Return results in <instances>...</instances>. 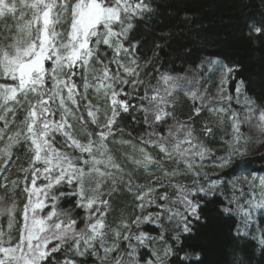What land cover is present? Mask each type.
Listing matches in <instances>:
<instances>
[{"label":"snow or ice","instance_id":"snow-or-ice-1","mask_svg":"<svg viewBox=\"0 0 264 264\" xmlns=\"http://www.w3.org/2000/svg\"><path fill=\"white\" fill-rule=\"evenodd\" d=\"M165 7L157 0H0V155L7 158L0 164V189H6L0 219L7 223L6 230L0 226V264H88L90 257L96 264H208L205 246L187 241L209 226L207 204L217 197L219 180L199 170L208 150L193 129L167 127L168 105L183 78L161 71L169 58L191 56L197 39L185 35L186 23H170ZM246 29L253 45H264V22L249 21ZM217 63L208 61L207 70ZM221 67L223 88L237 68ZM246 87L243 79L236 83L237 103ZM190 95L198 98L196 91ZM245 108L243 117L231 114L233 144L213 156L221 168L246 151L241 123L255 118L264 131V99L246 98ZM138 119L150 130L138 135L143 147L135 157L119 148L131 145L135 129L125 130ZM203 132L210 136L213 128ZM20 152L27 156V166L18 169L22 179L9 180ZM153 172L161 175L136 183L141 173ZM121 188L134 196L139 214L113 227L110 198ZM238 191L243 198L244 189ZM17 192L25 202L14 240ZM68 196L71 207L62 203ZM240 207L229 200L217 211L232 215ZM254 212L264 213V177L254 180L243 227L223 244L217 264H253L255 250L240 241L251 237ZM148 224L156 235L143 227ZM251 239L264 255V229Z\"/></svg>","mask_w":264,"mask_h":264},{"label":"trees","instance_id":"trees-1","mask_svg":"<svg viewBox=\"0 0 264 264\" xmlns=\"http://www.w3.org/2000/svg\"><path fill=\"white\" fill-rule=\"evenodd\" d=\"M157 3L164 4L166 7L161 9L168 15L169 22L175 21L179 27H183L186 23L187 27H183L186 36L191 35L197 39V43L190 45L192 55L185 59H175V56L169 58L166 68L161 69L162 72L169 71L174 76L181 77L183 74L189 76L192 74H200L207 70V62L215 60L218 63L212 66V70L217 71L222 79L225 77L224 66H236L237 71L233 73L234 79L227 81L228 92L234 97L230 101V107H239V103L249 98L254 101L264 99V45H253L246 37V23L249 21L264 22V0H157ZM179 15V19L177 16ZM186 17V20H185ZM61 30V29H60ZM62 31V30H61ZM174 61V62H173ZM204 62L203 69H199L200 64ZM210 75V74H208ZM216 75V76H217ZM213 76L203 77L192 83L193 87L188 88L181 79L178 89L173 90L174 99L168 105V111L171 117L168 119L167 127L172 128L175 132L178 125L191 127L193 135L196 136L203 146L208 150L205 161L198 165L202 173H206L207 177L213 181L219 180L215 191L217 197L207 204V213L212 217L207 228H201L198 233L194 232L191 239L187 243L193 245H204L206 259L208 264H217L221 258V248L224 243L228 242L231 233L237 226L243 227V215L240 208L244 207V203L248 200V194L254 184V180L264 177V132L259 128H254V120L249 125V135L243 136L240 144L244 146L246 151L242 156L234 158L231 164L221 168L213 162V156L219 157L228 151L229 145L233 144L236 133L231 128L232 121L229 116L220 117L215 114V110L211 109L214 105L207 101L206 93L203 88H197L199 82H208ZM245 80L246 88H242L239 97V103L235 98L234 88L239 80ZM219 79L217 78V81ZM197 91V97L190 95L191 91ZM196 91V90H195ZM89 98L93 103H97L95 93L90 90ZM136 103V101H133ZM234 107L230 109L231 114ZM196 108H200L199 114ZM134 115L140 116L137 112ZM220 120V121H219ZM151 122V115H149ZM257 124V120H255ZM212 127L213 133L205 136L203 129ZM242 127V126H241ZM133 128L135 129L134 131ZM247 129V128H243ZM150 130L146 125H142L138 119L135 124L127 123L126 132L132 131L131 145L119 148V151L126 152L135 157L139 156V148L143 145L138 141V135H143L144 131ZM183 138V131L179 133ZM4 147L0 142V149ZM152 151L151 147L148 149ZM155 154V153H153ZM18 158L8 168L7 175L9 180L22 179V175L18 173L21 165L27 166V156L23 153H17ZM6 157L0 155V164L6 161ZM171 167V165H169ZM148 175V176H147ZM150 175V176H149ZM161 175L159 172L141 173L136 179L137 184H147L152 180L153 176ZM241 176L252 177L249 184L242 186L243 180ZM173 182H176L174 179ZM181 183H190V180H180ZM244 189L243 198L239 193V187ZM11 187V185H9ZM237 187V188H236ZM72 189L69 188V191ZM6 189H0V195H3ZM104 191H107L105 186ZM169 194L174 198V189H168ZM154 193V195H157ZM259 197H257L258 199ZM74 197L68 196L62 201L65 207H71L70 201ZM229 200L240 204L239 209H234L232 215L219 213L218 206L223 207ZM222 201L224 203H222ZM17 202V223L12 229L13 239L15 240L20 227V209L23 207L25 197L22 192L16 194ZM111 208L108 211L107 220L115 222L116 227L120 222L126 221L131 223L132 219L139 214V210L135 207L136 201L134 196L129 194L124 188L113 193L110 198ZM154 211V208H150ZM74 212H79L73 209ZM82 215V213H80ZM250 221L253 223L251 229V237L258 236L260 231L264 229V213L254 212ZM0 226L7 229L6 218L0 219ZM152 235L157 234L156 227L148 224L144 225ZM251 237L240 241L241 246L247 245L248 250H255L253 256V264H264V255H261L260 249L252 243ZM88 264H96L95 257L87 258Z\"/></svg>","mask_w":264,"mask_h":264},{"label":"rangeland","instance_id":"rangeland-1","mask_svg":"<svg viewBox=\"0 0 264 264\" xmlns=\"http://www.w3.org/2000/svg\"><path fill=\"white\" fill-rule=\"evenodd\" d=\"M203 64H204V62H202L200 64L199 69H203ZM208 72L209 71L204 70L203 72H201L202 75L200 74V76H199V74H196V73L195 74H192V75H189V76H185L183 74L181 76V78H183V83L182 84H186L187 81H191L192 83H194L198 79L201 80L203 77H209L210 78L211 76H213L210 79V81H208V82H202V81H200L199 84H198V86H196V87L199 88V89H201V87L203 88V92L206 93V96H207V101L210 104L214 105L213 108H211V109L212 110L213 109L215 110V112H216L215 114L218 115V119H220V117H223L224 118V116H229L231 118V111H230V109H232L234 106L230 107V105H229L230 101L221 100V99H218L217 98L218 96H228V95H231L227 91L228 90V88H227V82L223 86V88H221V80H222L221 77L223 76V74H222V76L220 75L221 73L217 75V71H215V70H213L211 73H208ZM208 74H210V75H208ZM224 76H225V73H224ZM217 78L219 79L218 81H217ZM179 85H180V82H179ZM178 88H175V89H178ZM197 88L196 89L194 88V91L195 90H196V92L199 91V90H197ZM245 104H246V101L240 102L239 103V107H234V110H235L234 112L240 113L241 117H243V115H244V113L246 111ZM225 105H227V107H225ZM221 108L223 109L222 111H221ZM255 120H257V119H255ZM255 120H254V123H255L254 124V128L259 129L260 128L259 127V121L257 120V124H256ZM250 123H251V121L250 122H247V123H241V125H240V133H239V139L240 140H243V136L249 135V131L248 130H250L249 129ZM243 128H247V129H243ZM137 157H139V156H137ZM241 180H243V184H244L242 186L245 187L246 184H249L250 183V181L252 180V177L247 176V177H244L243 178V176H241ZM39 183H40V181H38V185H39ZM242 186H240L238 189H242L243 188ZM243 210H244V207H241L240 208V212H242Z\"/></svg>","mask_w":264,"mask_h":264},{"label":"flooded vegetation","instance_id":"flooded-vegetation-1","mask_svg":"<svg viewBox=\"0 0 264 264\" xmlns=\"http://www.w3.org/2000/svg\"><path fill=\"white\" fill-rule=\"evenodd\" d=\"M60 29H61L62 31L64 30L63 28H58V31H61Z\"/></svg>","mask_w":264,"mask_h":264}]
</instances>
